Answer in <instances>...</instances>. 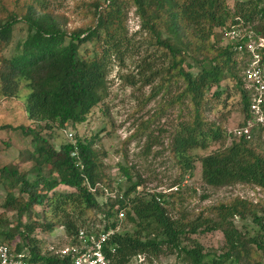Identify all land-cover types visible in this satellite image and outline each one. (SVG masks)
Wrapping results in <instances>:
<instances>
[{"label": "trees", "instance_id": "trees-1", "mask_svg": "<svg viewBox=\"0 0 264 264\" xmlns=\"http://www.w3.org/2000/svg\"><path fill=\"white\" fill-rule=\"evenodd\" d=\"M78 4L88 21L68 29L61 23L63 14L55 12L47 0H0V93L8 98L22 86L29 89L25 110L38 126V130L21 126L26 135L31 134V148L19 156L31 166L22 169L14 161L0 165V241L10 244L18 237L15 250L23 252L30 264H71L69 256L43 250L35 233H50L60 226L73 244L79 229L99 230L88 226L81 214L96 209L105 221L103 229H115L104 245L112 264L161 253L175 254L181 264H264V206L235 196L200 211L192 220L173 219L167 197L179 194V181L171 184L178 186L171 193H147L141 188L144 179L133 166L117 162L125 182L117 178L112 184L103 162L106 153L94 146L98 132L81 137L75 131L71 138L65 133L58 148L42 134L44 129L63 130L68 124L75 129L107 96L105 57L126 38V16L133 7L150 42L168 56L163 81L168 85L181 81L170 103L178 102L185 113L178 115L168 144L180 174H191L199 161L206 186L244 184L264 194V144L253 139L256 130H264V121L254 120L250 111L251 95L242 77L245 62L240 58L246 52L238 48L246 36L234 42L222 37L224 27L264 37V0H236L232 7L226 0ZM21 30L24 34L18 37ZM84 43L92 48H81ZM212 87L215 90L209 95ZM233 97L243 114L238 129L250 122L248 133L233 132L228 145L198 155L195 150L206 151L224 138L221 122L209 119L206 112L216 114L222 105L218 115L222 119L229 114L226 107ZM212 101L216 104L210 107ZM100 189L108 193L103 204L97 200ZM7 211L14 212L13 220L7 218ZM119 211L124 213L122 218ZM248 219L250 228L245 223ZM123 223L130 227L120 229ZM212 231L222 235L216 248L205 246L199 238Z\"/></svg>", "mask_w": 264, "mask_h": 264}, {"label": "rangeland", "instance_id": "rangeland-1", "mask_svg": "<svg viewBox=\"0 0 264 264\" xmlns=\"http://www.w3.org/2000/svg\"><path fill=\"white\" fill-rule=\"evenodd\" d=\"M55 12L61 13L63 27L75 29L85 25L88 17L83 13V6L78 4L88 0H47ZM236 0H226L232 7ZM246 1V0H241ZM125 28L127 36L116 52H109L105 57L107 72V96L94 106L87 116V120L71 128L68 124L63 130L44 129L42 134L50 139L56 148L65 140V133L75 131L81 137H90L98 132L94 146L105 151L103 162L107 174L114 184L122 175L118 171L117 162L133 166L136 172L144 179L141 184L147 193L161 191L171 187L174 181H179V194L167 197L170 204L167 205L169 215L173 219L181 216L192 220L200 211L217 203L223 202L235 196H240L256 203L259 207L264 206V194L249 185L234 184L228 187L206 186L201 179L199 161L195 162V168L191 174L181 175V170L175 164L169 151V134L178 120V115L185 113V108L178 102L170 103L175 93L181 86L178 83L167 84L163 81L164 68L168 62V56L161 48L150 42V35L141 29L140 21L134 12V8L128 10ZM24 31H18V37ZM176 39H174L175 41ZM225 41L221 40L220 43ZM12 45L10 46L11 49ZM81 48L91 49V43L82 44ZM5 51L6 54L9 53ZM196 72L198 69H191ZM225 88L221 82L220 89ZM215 90L212 87L209 95ZM29 89L21 87L14 97H4L0 93V165L14 161L20 163L22 169L31 166L29 161L21 159L20 152L31 148V134L26 135L21 126L38 130L35 122L27 118L25 100ZM216 102H209V106H215ZM222 105L216 108V114L210 110L206 112L209 119L220 121L224 131V138L206 151L195 150L198 155L209 152L222 145H228L232 140V133L238 129L243 119V114L237 107V98L228 100L227 109L229 114H224L222 119L219 114ZM219 110V111H218ZM225 111V109H223ZM52 132V137L50 133ZM254 141L258 139L264 144V130L254 133ZM26 155L23 154V156ZM122 179V178H121ZM122 181L125 182L124 178ZM123 183V182H122ZM61 188V187H60ZM62 190H68V188ZM169 193V192H167ZM171 193V192H170ZM2 191L0 189V205ZM107 191L100 189L97 200L100 204L107 201ZM3 209L0 207V213ZM78 212V211H77ZM8 219H14V212L7 211ZM82 218H85L88 226L94 229L104 227L105 221H101L102 214L96 209L84 210ZM25 221V217L22 218ZM246 227L250 228V220H246ZM241 226V221L236 220ZM130 227L124 223L119 227ZM41 239L43 250L56 253L68 243V238L63 227H56L52 232L36 231ZM202 243L207 247L216 248L222 243V235L219 231H212L199 236ZM16 237L10 243L15 246ZM150 259V260H149ZM134 258L129 264H181L175 254L161 253L158 257Z\"/></svg>", "mask_w": 264, "mask_h": 264}, {"label": "built area", "instance_id": "built-area-1", "mask_svg": "<svg viewBox=\"0 0 264 264\" xmlns=\"http://www.w3.org/2000/svg\"><path fill=\"white\" fill-rule=\"evenodd\" d=\"M245 36L246 39H243L242 43L238 45L240 51L244 49L246 52L245 56H240V58H244L245 62V68L242 71L244 88L251 95L250 111L254 120L262 122L264 121V62H261V55L264 54V37L261 35L253 37V33L250 31L241 34L240 29L236 27H224L222 31L223 39L228 42L238 41ZM249 126L250 122L246 126L236 129L235 133L247 134ZM66 135L71 138L72 132H68ZM177 188L178 186L175 185L161 191L167 193L175 191ZM123 216V211H119L118 217L122 218ZM114 231L115 229L105 230L103 228L91 231L79 229L77 240L73 244L67 243L56 254L60 257L69 256L71 264H112L104 252V245ZM24 257L23 252H18L11 244L0 241V264H30Z\"/></svg>", "mask_w": 264, "mask_h": 264}]
</instances>
